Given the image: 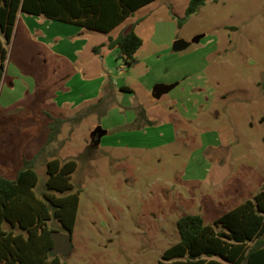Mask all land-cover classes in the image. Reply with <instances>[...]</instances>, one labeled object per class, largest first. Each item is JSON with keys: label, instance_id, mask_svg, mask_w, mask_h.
I'll use <instances>...</instances> for the list:
<instances>
[{"label": "rangeland", "instance_id": "rangeland-1", "mask_svg": "<svg viewBox=\"0 0 264 264\" xmlns=\"http://www.w3.org/2000/svg\"><path fill=\"white\" fill-rule=\"evenodd\" d=\"M189 1L156 0L122 26L128 32L141 19L135 30L144 45L130 66L117 48L94 51L109 33L42 15L30 16L39 32L21 19L6 43L0 101L31 94L0 105V174L15 178L23 153L32 157L44 144L35 163L41 195L49 160L77 161L67 264H157L180 239V217L213 223L264 187V0H207L180 26ZM178 38L190 45L176 50ZM19 70L24 81L9 93ZM174 82L153 100L155 85ZM71 94L79 106L57 107ZM47 114L65 119L50 143Z\"/></svg>", "mask_w": 264, "mask_h": 264}, {"label": "trees", "instance_id": "trees-1", "mask_svg": "<svg viewBox=\"0 0 264 264\" xmlns=\"http://www.w3.org/2000/svg\"><path fill=\"white\" fill-rule=\"evenodd\" d=\"M153 1L0 0V85L8 59L6 43L11 42L20 11L110 33ZM206 2L190 0L178 24L182 26ZM137 23L128 32L109 36L94 51L99 53L104 46L118 48L117 60L132 65L143 45V38L135 30ZM50 116L46 143L56 138L65 122ZM21 162L15 178L0 174V264H67L61 254L52 251V233L74 230L81 192L72 182L77 161L49 160L41 195L37 191L36 157ZM177 227L179 241L163 252L157 264H264V187L213 223H206L201 214L188 213L178 219Z\"/></svg>", "mask_w": 264, "mask_h": 264}, {"label": "crops", "instance_id": "crops-1", "mask_svg": "<svg viewBox=\"0 0 264 264\" xmlns=\"http://www.w3.org/2000/svg\"><path fill=\"white\" fill-rule=\"evenodd\" d=\"M156 1V0H155ZM154 2V1H153ZM150 4V3H149ZM144 7V6H143ZM142 8V7H141ZM140 8V9H141ZM139 10V9H138ZM137 10V11H138ZM137 11H135L132 15H130L123 23H121L119 26H117L115 29H113L110 33H109V36H117L120 32H126V27H122ZM33 14H29V13H26V12H23V11H20L19 13H18V17H17V21H16V24L17 23H20V20L21 19H23V20H25V22H29V24L30 23H32V24H34V29H32V30H37V32H39V29L41 28V25H39V24H37V22L34 20V19H32V18H30V16H32ZM37 16V15H36ZM38 16H41V15H38ZM45 17V16H44ZM47 18V17H46ZM49 19V18H48ZM53 20V19H52ZM139 21H141V19L139 20ZM139 21H138V19L136 20V21H134V23H136V22H138L137 24H139ZM65 23V22H64ZM46 24V23H45ZM67 24H70V23H67ZM71 25H73V24H71ZM42 26H45V25H42ZM78 26V25H77ZM15 27H16V25H15ZM38 28V29H37ZM43 28V27H42ZM136 28V27H135ZM85 30V29H84ZM84 30H82V31H84ZM14 31H15V29H14ZM41 32H40V34L41 35H43L44 37L46 36L45 34H44V32H43V30H40ZM87 31V30H86ZM114 31H116V34L114 35V34H112V32H114ZM14 34V33H13ZM33 34V36L35 37V32H33L32 33ZM109 39V38H108ZM108 39L107 40H105V41H102L101 43H105V42H107L108 41ZM100 43V44H101ZM143 45H144V39H143ZM142 45V46H143ZM141 46V47H142ZM141 47L139 48V50L136 52V54H135V60H136V57H137V55H138V52L140 51V49H141ZM94 49V48H93ZM104 49H110V48H108L107 46H104L102 49H101V51L99 52L101 55H103L104 53H103V50ZM117 51L119 52V49L117 48ZM63 57L64 56H66V57H68V54H70L69 52H67V51H65L64 49L63 50H60V51H58ZM79 51H77V55L78 56H76L75 58L76 59H74L73 58V56H72V60H73V63H74V60L75 61H78V57H79ZM8 60V59H7ZM102 60H104V58L102 57ZM134 62H136L137 63V61H134ZM88 66L90 67V69H91V67H93L94 66V61H91V63H88ZM6 68H7V61H6V63H5V69H4V73H5V71H6ZM78 69L79 70H81L82 72H83V70H85V68H79L78 67ZM89 69V70H90ZM92 70V69H91ZM91 75H93V74H91ZM99 76H102V75H98V76H91V77H85V79H87V80H90V79H95V78H97V77H99ZM3 77H4V75H3ZM3 80V79H2ZM20 80H22V81H24V79H23V76H22V73L20 72V70H19V79H14L13 77H12V80L10 79L9 80V83H8V92L9 93H12V92H14L15 90H16V88H17V86L16 85H18V84H20ZM103 84H107V82L106 81H104L103 82ZM160 84H163V85H168V86H172L170 89H168L167 91H164V92H156L155 91V87L157 86V85H160ZM157 85H155L154 86V88H152V91H151V95H152V97H153V100H160V98H161V95L162 94H165V93H167V92H170L175 86H176V84H175V82L174 83H159V84H157ZM122 88H125V90H128V91H133L134 89H133V87L131 86V85H129V84H126V85H123L122 86ZM33 92V91H32ZM8 94V93H7ZM28 94H31V93H29L28 92V90L26 89L25 90V92L23 93V94H21V95H19V96H16L15 97V95L14 96H12L11 97V99L9 100V98L8 97H3V102H1L0 101V105H2V109H4V110H6V109H9V108H11V107H14V105H18V104H23V101L26 99V97H27V95ZM73 94V93H72ZM70 95V96H67V97H64V98H62V100H64L63 102H58L57 103V107H64V106H67V107H69L70 109H72V110H74V108L75 107H77V106H79V98H78V96H76V97H74L73 95ZM10 95V94H9ZM64 95V94H63ZM100 96V94L99 93H97L96 95H93V96H91V97H89V99L91 100V99H94V98H97V97H99ZM102 96V95H101ZM0 100H2V98L0 97ZM52 102L53 101H51V104H52ZM85 102V101H84ZM64 105V106H63ZM41 111H43V112H45L44 110H41ZM48 116H50L49 114H47ZM53 117H56V116H54V115H52ZM63 118V117H62ZM50 119H51V116H50ZM46 141H47V138L45 139V143H46ZM43 146H44V144L40 147V149H38V151L35 153V154H33L35 157L37 156V154L38 153H40L41 151H43L44 149H43ZM28 153H26V151L23 153V155L20 157V161H22V159L23 158H28V159H30V158H33L34 156H32V157H30L29 155H27Z\"/></svg>", "mask_w": 264, "mask_h": 264}, {"label": "water", "instance_id": "water-1", "mask_svg": "<svg viewBox=\"0 0 264 264\" xmlns=\"http://www.w3.org/2000/svg\"><path fill=\"white\" fill-rule=\"evenodd\" d=\"M190 45L189 42L184 40L183 38H178L174 41V48L176 50L186 49ZM172 86L168 85H157L155 87V91L164 92L170 89ZM52 237L54 239V246L52 251L58 254H67L72 249V231H62L55 230L52 233Z\"/></svg>", "mask_w": 264, "mask_h": 264}, {"label": "built area", "instance_id": "built-area-1", "mask_svg": "<svg viewBox=\"0 0 264 264\" xmlns=\"http://www.w3.org/2000/svg\"><path fill=\"white\" fill-rule=\"evenodd\" d=\"M119 73H123L125 71V65H121L119 68Z\"/></svg>", "mask_w": 264, "mask_h": 264}]
</instances>
